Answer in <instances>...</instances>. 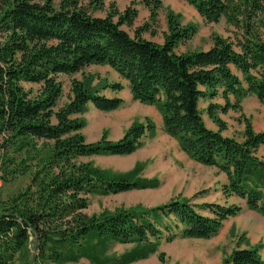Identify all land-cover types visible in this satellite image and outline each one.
<instances>
[{
	"label": "trees",
	"instance_id": "obj_1",
	"mask_svg": "<svg viewBox=\"0 0 264 264\" xmlns=\"http://www.w3.org/2000/svg\"><path fill=\"white\" fill-rule=\"evenodd\" d=\"M186 1L208 21L225 18L235 30L233 38L212 34L208 49L178 52L198 25L182 24L172 10L166 14L162 43L144 37L157 22L162 0H141L149 20L133 35L123 27L135 24L138 10L132 6L123 11L113 6L98 16L95 11L104 8L105 0H60L58 5L55 0H0V180L11 182L31 172L25 190L0 202V264H14L18 253L29 251L31 239L35 259L43 264L82 257L108 264L110 243H132L117 258L118 264H128L154 252L162 238H211L242 210L237 203L198 206L175 198L150 208L84 212L91 194L158 185V179L139 175V166L112 173L83 160L132 154L156 127L151 119L136 121L118 140L108 139L105 130L98 141L87 142L85 119L78 116L87 104L102 111L124 104L122 97L101 92L121 91L122 82L99 87L85 75L73 78L72 96L58 107L63 95L58 76L90 65L110 66L128 82L134 100L156 105L165 132L183 152L227 175L224 194L244 199L248 209L264 215V157L257 154L264 146V129L255 130L246 118L241 140L226 136L227 124L219 114L240 109L249 94L264 101V0ZM203 99L209 101L207 113L217 130L203 119ZM263 248V243L237 246L223 264H264Z\"/></svg>",
	"mask_w": 264,
	"mask_h": 264
},
{
	"label": "rangeland",
	"instance_id": "obj_2",
	"mask_svg": "<svg viewBox=\"0 0 264 264\" xmlns=\"http://www.w3.org/2000/svg\"><path fill=\"white\" fill-rule=\"evenodd\" d=\"M59 1L55 0L56 5ZM162 2L163 6L159 10L157 22L151 23L149 29L143 32V36L148 39L158 43L163 42L167 30L166 14L169 10L180 14L182 24L198 25V31L193 38L178 45L176 49L178 52L188 49H208L212 44V34L232 38L235 35L233 26L228 25L225 18H221L218 22L208 21L186 0H162ZM113 6L120 11L129 6L138 10L134 26H123L132 35L135 27L149 20V9L141 0H105L104 8L96 10L95 15L104 16L107 10ZM85 75L92 76L93 84H99V87L102 82L119 81L124 85L121 91H113L109 88L101 90L106 96L122 97L124 104L120 108L102 111L92 103H88L85 112L78 114L79 117L85 119L82 133L87 142L98 141L105 130L108 139L118 140L136 121L145 122L146 119H151L156 127L154 132L147 133L143 137L142 145L132 154L123 156L91 155L83 160L92 161L95 166L112 173L129 172L139 166L141 168L139 175L149 179H158V185L115 194H91L88 207L84 212L92 215L94 213L101 214L103 211L114 212L119 208H150L175 198L188 199L192 204H198V206L207 202L237 203L242 206V210L224 221L218 233L211 238L180 236L170 240L162 238L158 241L154 252L128 264H223L225 256L237 246L250 247L264 244V215L248 209L244 199L235 195L226 196L222 187L227 182V175L214 166L191 159L183 152L177 140L165 132L162 115L156 105L134 100L128 82L110 66L90 65L83 72L72 76L60 74L58 79L63 84V95L58 101V107L68 102L72 96L71 82L73 78L82 80ZM215 101L224 102L222 98H216ZM208 103L207 99L200 101L203 119L207 127L217 130L218 126L208 116ZM219 114L227 124V129L223 130V134L226 136L241 140L246 118L251 121L255 130L264 129V101L259 100L254 94H249L242 100L240 109H230L228 112H219ZM257 154L264 157V146L259 148ZM30 178L31 172L20 175L11 182L5 183L0 180V202L25 190ZM198 210L203 214H208L205 209L198 208ZM133 246L132 243H110L105 252V256L110 258L108 264H118L117 258H120ZM28 248L29 251L16 255L14 264H30L31 261L33 264H43L42 259H38V261L35 259L38 251L34 248L33 239H31ZM261 255L264 258V248L261 250ZM63 264L99 263L82 257L78 261H67Z\"/></svg>",
	"mask_w": 264,
	"mask_h": 264
},
{
	"label": "crops",
	"instance_id": "obj_3",
	"mask_svg": "<svg viewBox=\"0 0 264 264\" xmlns=\"http://www.w3.org/2000/svg\"><path fill=\"white\" fill-rule=\"evenodd\" d=\"M261 147H262V146H261ZM261 147H260V148H261ZM244 201H245V200H244ZM245 203H246V202H245Z\"/></svg>",
	"mask_w": 264,
	"mask_h": 264
}]
</instances>
